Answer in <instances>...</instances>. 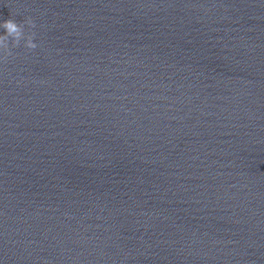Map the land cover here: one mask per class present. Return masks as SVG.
<instances>
[{
    "label": "water",
    "instance_id": "obj_1",
    "mask_svg": "<svg viewBox=\"0 0 264 264\" xmlns=\"http://www.w3.org/2000/svg\"><path fill=\"white\" fill-rule=\"evenodd\" d=\"M0 264H264V0H0Z\"/></svg>",
    "mask_w": 264,
    "mask_h": 264
},
{
    "label": "clouds",
    "instance_id": "obj_2",
    "mask_svg": "<svg viewBox=\"0 0 264 264\" xmlns=\"http://www.w3.org/2000/svg\"><path fill=\"white\" fill-rule=\"evenodd\" d=\"M12 31H15V28H13ZM29 46L34 47V45H29Z\"/></svg>",
    "mask_w": 264,
    "mask_h": 264
}]
</instances>
